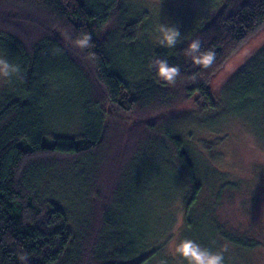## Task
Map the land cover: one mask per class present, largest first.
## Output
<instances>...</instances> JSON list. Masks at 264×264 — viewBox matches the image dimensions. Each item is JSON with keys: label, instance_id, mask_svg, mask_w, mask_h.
<instances>
[{"label": "trees", "instance_id": "obj_1", "mask_svg": "<svg viewBox=\"0 0 264 264\" xmlns=\"http://www.w3.org/2000/svg\"><path fill=\"white\" fill-rule=\"evenodd\" d=\"M135 13L123 0H0V57L20 68L0 91V264H147L157 253L138 230L156 207L148 194L181 192L184 225H197L200 163L182 125L161 122L180 100L215 107L213 76L264 29V0H230L207 24L185 26L175 47L133 62L149 18ZM82 33L92 37L87 49L75 46ZM197 39L215 54L208 68L186 54ZM156 59L180 67L175 85L150 66ZM226 91L231 113L258 112L264 132V47ZM109 108L132 127L142 121L126 151ZM73 125L77 135L67 133ZM215 230L243 251L259 246L249 232Z\"/></svg>", "mask_w": 264, "mask_h": 264}, {"label": "rangeland", "instance_id": "obj_2", "mask_svg": "<svg viewBox=\"0 0 264 264\" xmlns=\"http://www.w3.org/2000/svg\"><path fill=\"white\" fill-rule=\"evenodd\" d=\"M228 1L230 0H123L131 12L149 17L139 29L136 45L130 46L133 50L144 47L140 48L144 56L137 55L132 58L133 62L138 58L148 57L151 51L161 46L158 31L161 25L176 26L181 36L188 35L185 26L194 27L201 21V25L207 24ZM263 47L264 29L250 38L217 71L211 83L216 102L214 108H202L196 101L180 100L166 112L165 120L161 123L182 125L180 133L186 138L200 163L199 170L203 177L200 203L203 210L198 211L196 226L185 227L181 192L148 194L146 200H152L150 207H156L150 210V217L146 221L148 228L139 227L138 230L148 234L150 242L147 244L157 248V253L147 264H160L161 260H166L168 264H187L186 260L175 253L176 246L184 239L194 240L213 252L227 247L228 251L224 253L225 264H264V176L260 174L264 170V132L256 114L258 112L232 114L230 110L234 108L226 101L229 80ZM127 54L129 55L128 52ZM132 67L134 68L133 64ZM5 80L6 77L0 76V91ZM109 114L112 128L117 132L116 139L125 145L126 151L137 139L135 136L142 121L139 120L138 125L132 127L120 112L110 109ZM83 117L84 114L81 113L79 119L83 120ZM66 126L64 129L68 127ZM67 133L77 135L76 126L69 127ZM212 170L221 176L220 179L217 177V181V175L209 177L208 172L212 173ZM226 181L227 186L223 187L222 196L215 197L217 190H221L220 187ZM151 190L155 189L151 187L148 192ZM172 214L175 215L172 221L174 223L168 228L164 223ZM216 225L222 226L229 235L244 236L249 232L259 246L243 251L232 242L223 240L215 230Z\"/></svg>", "mask_w": 264, "mask_h": 264}, {"label": "clouds", "instance_id": "obj_3", "mask_svg": "<svg viewBox=\"0 0 264 264\" xmlns=\"http://www.w3.org/2000/svg\"><path fill=\"white\" fill-rule=\"evenodd\" d=\"M160 32L159 43L163 46L173 48L180 43V30L176 26L161 25L158 29ZM92 37L88 33H82L79 38L75 40V46L80 49H87L91 47ZM201 41L193 40L186 54L192 59L194 64L202 66L203 68L210 67L214 60L215 54L211 50L201 52ZM158 71V75L170 85H175L177 78L180 77L181 70L178 65H169L165 59H156L152 61L151 65ZM20 68L17 65L11 64L6 59L0 57V76L9 78L13 74L19 73ZM227 247L221 251L213 252L191 239L182 240L175 248V253L187 261V264H225L224 253L227 252ZM22 261L27 260V256L21 254ZM160 264H167L166 260H161Z\"/></svg>", "mask_w": 264, "mask_h": 264}]
</instances>
